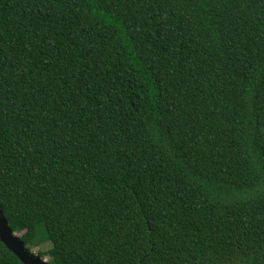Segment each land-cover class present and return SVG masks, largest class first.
Returning a JSON list of instances; mask_svg holds the SVG:
<instances>
[{
	"label": "trees",
	"instance_id": "1",
	"mask_svg": "<svg viewBox=\"0 0 264 264\" xmlns=\"http://www.w3.org/2000/svg\"><path fill=\"white\" fill-rule=\"evenodd\" d=\"M0 208L51 264H264V0H0Z\"/></svg>",
	"mask_w": 264,
	"mask_h": 264
},
{
	"label": "water",
	"instance_id": "2",
	"mask_svg": "<svg viewBox=\"0 0 264 264\" xmlns=\"http://www.w3.org/2000/svg\"><path fill=\"white\" fill-rule=\"evenodd\" d=\"M0 240L7 248L14 252V254L24 264H51L48 259L37 252L28 249L21 239L20 234L14 233L8 225L0 208Z\"/></svg>",
	"mask_w": 264,
	"mask_h": 264
},
{
	"label": "rangeland",
	"instance_id": "3",
	"mask_svg": "<svg viewBox=\"0 0 264 264\" xmlns=\"http://www.w3.org/2000/svg\"><path fill=\"white\" fill-rule=\"evenodd\" d=\"M48 247H49V244H48V243H45V244L41 245V249H42V250H45V249H47ZM37 249H38V248H34L33 251L36 252ZM45 258L48 259L47 257H45Z\"/></svg>",
	"mask_w": 264,
	"mask_h": 264
}]
</instances>
